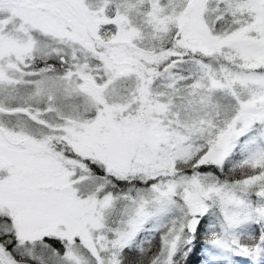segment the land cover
Segmentation results:
<instances>
[{"label": "snow or ice", "instance_id": "6c2138e0", "mask_svg": "<svg viewBox=\"0 0 264 264\" xmlns=\"http://www.w3.org/2000/svg\"><path fill=\"white\" fill-rule=\"evenodd\" d=\"M0 264H264V0H0Z\"/></svg>", "mask_w": 264, "mask_h": 264}]
</instances>
